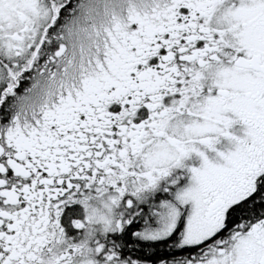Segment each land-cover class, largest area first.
Instances as JSON below:
<instances>
[{"label": "snow or ice", "instance_id": "obj_1", "mask_svg": "<svg viewBox=\"0 0 264 264\" xmlns=\"http://www.w3.org/2000/svg\"><path fill=\"white\" fill-rule=\"evenodd\" d=\"M0 264H264V0H0Z\"/></svg>", "mask_w": 264, "mask_h": 264}]
</instances>
